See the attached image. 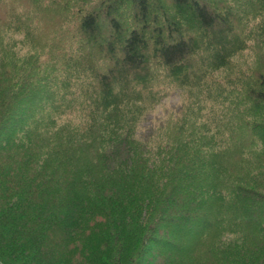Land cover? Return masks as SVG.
<instances>
[{"label":"trees","instance_id":"trees-1","mask_svg":"<svg viewBox=\"0 0 264 264\" xmlns=\"http://www.w3.org/2000/svg\"><path fill=\"white\" fill-rule=\"evenodd\" d=\"M263 53L264 0H0V264H264Z\"/></svg>","mask_w":264,"mask_h":264},{"label":"rangeland","instance_id":"rangeland-1","mask_svg":"<svg viewBox=\"0 0 264 264\" xmlns=\"http://www.w3.org/2000/svg\"><path fill=\"white\" fill-rule=\"evenodd\" d=\"M248 61L251 60V58L253 59V54L248 53ZM255 60H259V59H255ZM260 60H263L261 62V67L264 66V53L263 56L260 57ZM244 62V61H242ZM180 103V97L179 95H172V97H168L166 99H164V101L162 102V105L158 106L156 110H154L151 115H149V117L147 118V121L144 123V127L145 130L148 131L149 128H152L153 124H156L157 122L155 121L157 119L160 118H164L165 116V111H166V115L170 112L173 111L174 107H177ZM144 131V132H146Z\"/></svg>","mask_w":264,"mask_h":264}]
</instances>
